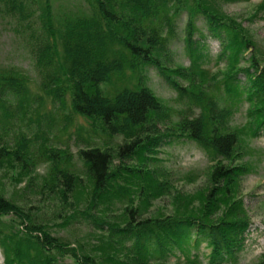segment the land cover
<instances>
[{"label":"trees","instance_id":"1","mask_svg":"<svg viewBox=\"0 0 264 264\" xmlns=\"http://www.w3.org/2000/svg\"><path fill=\"white\" fill-rule=\"evenodd\" d=\"M239 1L243 0H85L79 14L60 19L53 0H0V11L30 31L25 42L41 91L62 109L70 95L71 111L91 123L92 133L101 132L109 141L121 139L102 143L89 132L85 137L79 134L83 139L77 153L83 166L79 173L71 167L70 147L52 141L53 119L48 122L42 115L32 119L36 99L29 97L31 78L14 68L0 71V168L9 161L18 165L21 177L28 179L25 189H32V175L46 163L36 187L70 207L83 198L78 190L86 176L90 192L84 197V210L76 206L57 219L65 228L82 215L102 232L95 244L72 243L55 235L31 209L0 193L3 264H65L67 256L77 264H169L166 257L177 249L187 259L175 264H189L192 249L203 241L211 248L208 264H236L251 222L232 191L250 166L232 160L244 158V145L264 130V57L248 30L220 6ZM184 14L185 51L191 58L187 68L175 64L171 49ZM200 17L222 42L218 58L229 62L218 79L208 77L202 67L206 45L199 32ZM251 49L250 57H243ZM242 62L249 64L240 67ZM147 67L167 79L180 108L169 106L147 85ZM126 70L131 79L115 83ZM244 102L249 104L246 123L235 126L233 117ZM67 119L71 121V115ZM179 140L196 142L213 163L210 191L204 197L182 195L189 201L204 199L198 212L142 218L144 209L135 205L136 197L151 202L167 193L169 184L160 181V173L150 170L148 162L163 145ZM229 198L231 207L225 211L222 205ZM118 204L122 215L103 217L105 209ZM97 251L101 256L94 254ZM258 264H264V258Z\"/></svg>","mask_w":264,"mask_h":264},{"label":"rangeland","instance_id":"2","mask_svg":"<svg viewBox=\"0 0 264 264\" xmlns=\"http://www.w3.org/2000/svg\"><path fill=\"white\" fill-rule=\"evenodd\" d=\"M262 0H243L239 2H224L221 3V8L231 18H235L238 23H241L248 33L255 41L256 48L259 46V55L264 56V9H261ZM54 13L57 18L65 17L67 15L79 14L85 7V0H53ZM187 21V15L184 14L178 21V36L173 41L171 49L173 51L174 62L176 65L182 67H189L191 58L185 51L184 43V28ZM21 24V25H20ZM11 18L9 15L0 11V71L11 70L21 71L27 74L31 81L29 83L30 94L29 97L36 99L33 103L32 119L36 120L38 116L42 115L48 119H53V127L50 132L52 141L59 147L69 146L70 151L74 154V160L71 165L79 173L83 170L82 162L78 159L77 153L80 145H83L82 136H87V132L96 138L98 142L105 143L109 140L101 132L95 135L91 123L82 116L73 114L71 111L70 95H67L66 109L55 102L52 97L46 95L39 88V74L35 67V61L26 45L27 37L30 33L22 23ZM198 27L200 34L205 36V48L203 50V65L206 69L208 77L213 78L218 75L221 77L223 72L228 68V61L226 57L219 59L222 53V42L213 37L209 31L206 21L200 17L198 20ZM251 50L244 53L243 57L247 59L250 57ZM263 54V55H262ZM249 62H242L239 66H248ZM147 85L152 91L162 100L174 109L182 106V103L177 100V92L154 67H147L146 69ZM220 72V73H219ZM132 73L130 70L114 79L116 83L123 77L126 80L131 79ZM175 77V76H174ZM244 80V77L241 76ZM177 79V78H176ZM180 82H186L178 78ZM177 79V80H178ZM213 81L210 85L214 86ZM129 83V82H128ZM39 97L42 98L40 101ZM249 104L244 102L236 111L232 124L235 126H243L246 123V111ZM71 115V121L67 117ZM41 117V116H40ZM46 122V121H45ZM22 124L23 126L26 124ZM47 123V122H46ZM16 136V134H15ZM12 135V137H15ZM120 139V138H119ZM119 139L113 140L116 143ZM121 140V139H120ZM119 140V141H120ZM113 141L109 143L113 144ZM244 158L236 156L232 160V164H247L250 166L249 172L241 176L239 187L236 191H232L234 198L243 202V209L248 218H250L249 232L246 234V240L243 247L236 253V264H258L264 258V130L258 137L251 138L249 145L245 144ZM152 158L157 161L151 160ZM148 162L150 170L157 169L160 173V181L169 182L166 186V192L161 197L152 199L151 202H144L141 197H136L135 205L142 206L143 216L146 217H164L175 215L177 212H187L193 210L198 212L204 199H193V201L185 200V196H203L208 194L211 188L210 182V167L211 163L205 151L194 141L179 140L173 141L170 144L163 145L157 155L151 156ZM133 163H136L134 160ZM7 165L0 168V193L25 207L31 209L37 216V219L44 220L51 226L52 232L57 236H62L72 243L77 242H94L98 239L102 232L97 231L90 220L85 219L84 216L78 215L76 220L71 221L62 227L61 219H57L60 214L68 215L72 213L77 206V209L84 210L86 197L90 192L89 180L83 177V183L80 184L78 193L83 197L80 202H77L75 197H71L70 202L75 207L62 205L59 199L54 196H48L47 193L41 194L37 184L41 182V176L46 173V163L39 165L33 180L34 187L32 189H25L28 179L20 175V167L18 165H11L13 162L6 163ZM16 168V169H15ZM23 178V179H22ZM180 193V194H178ZM85 197V198H84ZM142 203V205H141ZM231 198H229L222 209L227 211L231 205ZM73 208H75L73 210ZM188 208V209H187ZM105 216L110 218H118L122 215V206L118 204L117 208L105 209ZM54 222H59L56 224ZM97 243L94 242V244ZM89 248V247H88ZM211 248L203 241L198 248H193L191 251V262L189 264H208ZM99 254L97 251L94 253ZM197 256L198 258H193ZM187 256L180 250H175L172 254H168L166 262L175 264L179 260L186 262ZM193 260V262H192ZM4 262V255L0 247V264ZM65 264H77L70 256L65 257Z\"/></svg>","mask_w":264,"mask_h":264}]
</instances>
